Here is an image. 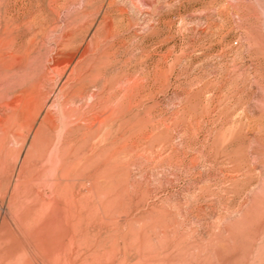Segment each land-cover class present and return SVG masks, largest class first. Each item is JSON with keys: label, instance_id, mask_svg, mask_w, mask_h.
<instances>
[{"label": "rangeland", "instance_id": "rangeland-1", "mask_svg": "<svg viewBox=\"0 0 264 264\" xmlns=\"http://www.w3.org/2000/svg\"><path fill=\"white\" fill-rule=\"evenodd\" d=\"M0 264H264V0H0Z\"/></svg>", "mask_w": 264, "mask_h": 264}, {"label": "bare ground", "instance_id": "bare-ground-1", "mask_svg": "<svg viewBox=\"0 0 264 264\" xmlns=\"http://www.w3.org/2000/svg\"><path fill=\"white\" fill-rule=\"evenodd\" d=\"M89 50L87 49V48H85V50H84V53H87ZM71 60V59H70ZM69 61V60H68ZM61 62V61H60ZM62 63V62H61ZM58 64V63H57ZM16 103V101L15 102H13V104H15ZM19 105V104H18ZM19 108V107H18Z\"/></svg>", "mask_w": 264, "mask_h": 264}]
</instances>
